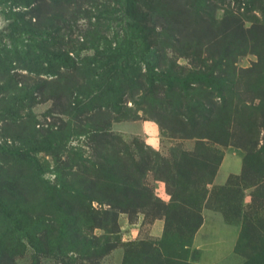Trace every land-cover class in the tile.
Listing matches in <instances>:
<instances>
[{"label": "rangeland", "instance_id": "374dc122", "mask_svg": "<svg viewBox=\"0 0 264 264\" xmlns=\"http://www.w3.org/2000/svg\"><path fill=\"white\" fill-rule=\"evenodd\" d=\"M0 264H264V0H0Z\"/></svg>", "mask_w": 264, "mask_h": 264}]
</instances>
